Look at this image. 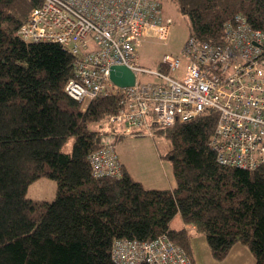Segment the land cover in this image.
<instances>
[{
    "label": "trees",
    "instance_id": "obj_1",
    "mask_svg": "<svg viewBox=\"0 0 264 264\" xmlns=\"http://www.w3.org/2000/svg\"><path fill=\"white\" fill-rule=\"evenodd\" d=\"M175 1L190 36L202 41L223 44L226 23L238 16L264 30V0ZM42 2L0 0V264H117L116 239L162 234L193 260L192 236L203 234L217 260L241 243L264 264V164L248 170L218 160L210 142L215 110L154 130L171 142L163 156L171 159L172 187H146L125 168L119 177L94 176L90 154L123 135L104 126L120 100L74 99L65 90L75 75L71 49L18 34ZM42 176L57 182L50 201L27 196Z\"/></svg>",
    "mask_w": 264,
    "mask_h": 264
},
{
    "label": "built area",
    "instance_id": "obj_2",
    "mask_svg": "<svg viewBox=\"0 0 264 264\" xmlns=\"http://www.w3.org/2000/svg\"><path fill=\"white\" fill-rule=\"evenodd\" d=\"M170 22L161 0H43L18 34L71 49L77 56L75 75L65 90L74 99L119 97L121 107L105 128L118 126L120 134L144 129L153 135L157 128L215 110L218 118L210 142L218 160L248 170L264 164V30L238 16L226 23L223 44L190 36L181 53L165 54L160 69L151 71L139 63L137 46L147 38L164 39ZM184 59L178 79L173 74ZM115 64L134 71V85L121 87L110 79ZM144 74L160 81H143ZM89 158L96 177L124 172L114 139ZM112 259L117 264H196L165 234L148 241L118 238Z\"/></svg>",
    "mask_w": 264,
    "mask_h": 264
},
{
    "label": "rangeland",
    "instance_id": "obj_3",
    "mask_svg": "<svg viewBox=\"0 0 264 264\" xmlns=\"http://www.w3.org/2000/svg\"><path fill=\"white\" fill-rule=\"evenodd\" d=\"M161 1L164 16L171 19L167 36L164 39L147 38L136 49L139 63L151 71L160 69L165 54L181 53L190 36L189 18L180 11L178 3L175 0ZM185 66L186 61L184 59L181 67L173 75L179 79ZM141 79L155 83L160 81V78L154 74L141 75ZM72 146L73 138H70L64 146V150L71 152ZM170 147L171 142L167 137L155 133L150 135L144 129L131 134H123L117 140V153L129 168L130 174L136 180L145 181V186L149 188H165L175 184L171 159L163 156L170 150ZM149 183H153V186ZM56 190V180L49 176H42L29 185L27 196L50 201L55 198ZM182 225L181 218L177 215L172 220V226L177 228ZM198 235L206 239L205 235Z\"/></svg>",
    "mask_w": 264,
    "mask_h": 264
},
{
    "label": "crops",
    "instance_id": "obj_4",
    "mask_svg": "<svg viewBox=\"0 0 264 264\" xmlns=\"http://www.w3.org/2000/svg\"><path fill=\"white\" fill-rule=\"evenodd\" d=\"M121 161L123 163L124 168L129 171L127 165H125L123 160ZM140 181H142L144 185L146 184L145 181ZM149 184L153 186V183ZM172 186L173 185H171L170 187ZM192 256L196 264H255L254 257L247 249V247H245L241 243L235 244L226 256V258H224L223 260L215 259L209 249V245L206 239L203 236H199L198 234H193L192 236Z\"/></svg>",
    "mask_w": 264,
    "mask_h": 264
},
{
    "label": "water",
    "instance_id": "obj_5",
    "mask_svg": "<svg viewBox=\"0 0 264 264\" xmlns=\"http://www.w3.org/2000/svg\"><path fill=\"white\" fill-rule=\"evenodd\" d=\"M110 79L121 87L134 85L136 75L127 65L115 64L110 67Z\"/></svg>",
    "mask_w": 264,
    "mask_h": 264
}]
</instances>
